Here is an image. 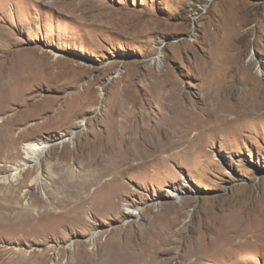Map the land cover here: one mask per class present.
<instances>
[{
    "label": "rangeland",
    "instance_id": "rangeland-1",
    "mask_svg": "<svg viewBox=\"0 0 264 264\" xmlns=\"http://www.w3.org/2000/svg\"><path fill=\"white\" fill-rule=\"evenodd\" d=\"M0 112L18 158L58 140L12 183L31 211L0 264H264V238L221 242L264 221V0H0ZM151 126L193 149L155 155Z\"/></svg>",
    "mask_w": 264,
    "mask_h": 264
},
{
    "label": "bare ground",
    "instance_id": "bare-ground-1",
    "mask_svg": "<svg viewBox=\"0 0 264 264\" xmlns=\"http://www.w3.org/2000/svg\"><path fill=\"white\" fill-rule=\"evenodd\" d=\"M158 60H160V59H158ZM211 64H215L214 57L209 58L208 61H206V63H204V69L205 70L214 69V65L211 66ZM4 112H6V110ZM4 112H0V119H3L2 118L3 116L1 114ZM82 124L84 125L85 121H83ZM115 124H116L115 129H117V127L120 125V123L115 122ZM136 124L134 125L135 129H136ZM129 125H130V122H128L127 128L129 127ZM152 126L148 129H145V131L139 130V133L141 135H145V136L149 135L150 138L151 137L153 138V136L155 134L164 132L166 137H167L165 142H163V143L157 142V143L153 144V146H154L153 150L155 151L154 152L155 155H158L159 151L161 153V149L166 148V146L168 147V145H166V144L172 145L169 147V150H170V153L172 156L178 155V154L183 156L184 154L190 153L191 150L193 149V147H194L193 145H191V147H189V145L187 144V143H190V141L187 140V138H188L187 137V135H188L187 131L179 132V137L176 138V136H173V132L175 134L177 131H173V132H171L169 130L165 131L164 128H162L163 126L162 127L157 126L156 128H153ZM134 127L133 126L129 127V130L126 132H123L121 130H116L115 132L113 131V135L114 136L118 135L120 140L124 139V138H126L128 133H131V132H132V134L134 133V131H135ZM13 129H14V127L11 126L10 131H8L7 134H5V136L4 135L0 136V137L8 138L5 141H0V173L3 172L5 169L4 163L8 164V166L10 167V172H11L10 173L11 175H9V176H0V222L2 223V226H3L2 228H6V227H10V226L13 227L15 224H18L21 227L22 231L23 230L26 231L27 226H28L27 219L29 217L31 207L27 201L23 202V200L27 196V194L24 193V190H23L25 181L21 180L17 185H12V183L14 181L18 180V177H16V175H18L22 170L26 169L27 166L31 165L28 163L29 161H31L32 164H34V163L38 164L39 162H41L43 153H45L47 151V149L50 146H52V144L54 142H57L58 140H55V141H53L52 139L51 140H31V141L24 142L20 146V149H21L24 157L18 158L17 157V151H16L17 143L15 145V142L13 140H9V138L12 139V134H10V133ZM76 133H77L76 130H72L71 133L63 136L59 141L63 142V141L71 140L74 138ZM195 144H197V143H195ZM155 158H156V156H155ZM9 163H12V164H9ZM2 184H8V185L6 186L5 189H3ZM18 185H20L22 188ZM88 186H89V183L86 181V184L79 187L80 190L78 193L86 195ZM21 194H23V195H21ZM170 194L173 197H177L176 194H173L171 192H170ZM125 205L126 204H124V206ZM124 208L127 210V212H138V209L132 208L131 206H127ZM262 217H260V218H262ZM256 218L258 220L259 217H256ZM248 219H250V218H248ZM248 219H246V220L248 221ZM263 220H264V218H263ZM229 221L231 222L232 219ZM228 225H229V227L223 231V232H227V233H226V235H224L225 238L221 239L222 240L221 242L226 243V244L228 243L229 245H231L234 248H237L241 252L242 251H248L249 249H251V247L249 245H247L248 241H251V240L255 241V240H258V238L259 239L264 238V221H262L261 227L258 230H251L250 228L245 227L243 219L235 227H233V226L231 227L230 224H228ZM25 231H23V232H25ZM94 235H96V233ZM196 244H197L196 242H192L191 246L187 248V251H186V253H187L186 254V261L187 262H189L191 257L193 258L192 255H194L195 257L203 256L204 251L209 249V247H207L206 245H204L206 247H203V245H200L197 247ZM255 247L260 248L257 246H255ZM167 264H179V263L176 261L175 258H171V260Z\"/></svg>",
    "mask_w": 264,
    "mask_h": 264
}]
</instances>
